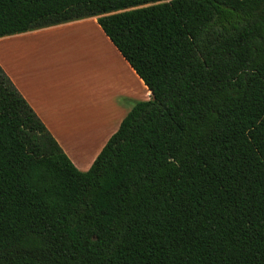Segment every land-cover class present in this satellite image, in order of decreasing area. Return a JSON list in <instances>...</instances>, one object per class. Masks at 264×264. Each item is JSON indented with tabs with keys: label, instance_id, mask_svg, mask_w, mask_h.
Masks as SVG:
<instances>
[{
	"label": "trees",
	"instance_id": "trees-1",
	"mask_svg": "<svg viewBox=\"0 0 264 264\" xmlns=\"http://www.w3.org/2000/svg\"><path fill=\"white\" fill-rule=\"evenodd\" d=\"M92 16L151 97L81 170L0 64V264H264V0H0V37Z\"/></svg>",
	"mask_w": 264,
	"mask_h": 264
},
{
	"label": "crops",
	"instance_id": "crops-1",
	"mask_svg": "<svg viewBox=\"0 0 264 264\" xmlns=\"http://www.w3.org/2000/svg\"><path fill=\"white\" fill-rule=\"evenodd\" d=\"M54 31H75L82 37L77 42L78 46H82L91 56L90 70L78 84L71 83L68 75L58 78L46 68L52 63L48 58L39 62L36 57L17 55L19 50L23 49L26 53L28 47L35 46V41H26V38ZM13 42L20 43L14 46ZM0 43H5L4 56L0 50V64L78 166L82 164L81 158L93 156L94 161L109 137L118 129L103 139L102 122L86 114L87 110L126 111L134 101L151 97L149 87L106 35L96 16L0 37ZM126 112L120 118L119 125Z\"/></svg>",
	"mask_w": 264,
	"mask_h": 264
},
{
	"label": "rangeland",
	"instance_id": "rangeland-1",
	"mask_svg": "<svg viewBox=\"0 0 264 264\" xmlns=\"http://www.w3.org/2000/svg\"><path fill=\"white\" fill-rule=\"evenodd\" d=\"M64 32L65 31H54L50 32V34H39L31 38H24L26 41H35L37 44L33 42L35 46L28 47L29 50L26 53L23 49L19 50L17 55L24 58L27 56L36 57L39 62H42L43 59L48 58L52 63L46 68H49L58 78H60V76L65 77L68 75V80L71 83L76 82L78 84L79 80L84 79L86 73L88 70H90L88 67L92 62V60H90L91 56H88L87 52L84 48H82V46H78L77 42L82 39L79 34H76L75 31L72 33ZM19 43L20 42H13V45L18 46ZM4 44L5 43H0L2 46L0 47L2 56L5 55ZM12 59H14L13 56ZM137 101H139V99ZM137 101H134L133 105ZM133 105H130L129 109L128 107L127 109L130 111ZM126 111H107L94 109L93 111L87 110L86 114H91L94 119L97 118L96 120H100L102 122L100 126H102L104 131L102 133L104 139L108 134L112 133L118 128L119 122L121 120L120 118ZM92 117H90V119H92ZM92 158L93 156L81 158L80 161L82 164L80 166H76L81 170H87L92 164L90 163Z\"/></svg>",
	"mask_w": 264,
	"mask_h": 264
}]
</instances>
